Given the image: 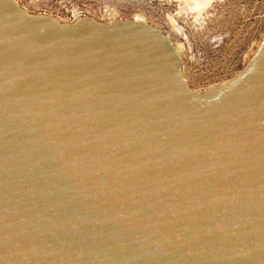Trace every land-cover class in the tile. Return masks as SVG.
I'll return each mask as SVG.
<instances>
[{"label": "water", "instance_id": "water-1", "mask_svg": "<svg viewBox=\"0 0 264 264\" xmlns=\"http://www.w3.org/2000/svg\"><path fill=\"white\" fill-rule=\"evenodd\" d=\"M180 65L0 0V264H264V36L205 92Z\"/></svg>", "mask_w": 264, "mask_h": 264}, {"label": "rangeland", "instance_id": "rangeland-1", "mask_svg": "<svg viewBox=\"0 0 264 264\" xmlns=\"http://www.w3.org/2000/svg\"><path fill=\"white\" fill-rule=\"evenodd\" d=\"M16 1L29 14L64 24L81 17L102 23L141 17L177 47L187 85L200 93L235 77L264 36V0H212L199 12L177 0Z\"/></svg>", "mask_w": 264, "mask_h": 264}, {"label": "bare ground", "instance_id": "bare-ground-1", "mask_svg": "<svg viewBox=\"0 0 264 264\" xmlns=\"http://www.w3.org/2000/svg\"><path fill=\"white\" fill-rule=\"evenodd\" d=\"M177 1H180L179 3L189 1L192 4L190 9L194 10V11L197 10L198 12L201 11L203 8H205L207 5H210V3L212 2V0H177ZM106 14L109 15L110 17H113L112 11L106 10ZM135 20L143 21V19L141 17H137V19H135ZM171 44H172V42H171ZM174 48L177 51V53H179L178 50L176 49L177 47H174ZM180 62H181V60H180ZM180 70H181V65H180Z\"/></svg>", "mask_w": 264, "mask_h": 264}]
</instances>
